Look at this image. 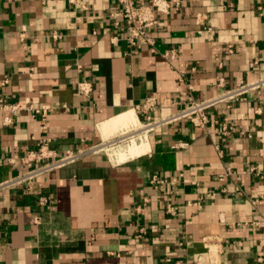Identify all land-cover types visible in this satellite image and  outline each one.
Wrapping results in <instances>:
<instances>
[{
    "label": "crops",
    "instance_id": "1",
    "mask_svg": "<svg viewBox=\"0 0 264 264\" xmlns=\"http://www.w3.org/2000/svg\"><path fill=\"white\" fill-rule=\"evenodd\" d=\"M81 1L86 9L0 0V100L21 106L8 126L0 113V182L22 172L44 138L58 155L110 143L140 126L148 98L160 119L189 95L209 99L264 76V0H172L151 31L155 53L131 49L121 25L100 18L119 9L115 0ZM78 81L92 85L88 98ZM29 107L48 109L46 133ZM208 119L1 193L0 264L264 263V228L254 226L264 219V89ZM222 125L235 131L217 134ZM153 176L168 182L163 192Z\"/></svg>",
    "mask_w": 264,
    "mask_h": 264
},
{
    "label": "built area",
    "instance_id": "2",
    "mask_svg": "<svg viewBox=\"0 0 264 264\" xmlns=\"http://www.w3.org/2000/svg\"><path fill=\"white\" fill-rule=\"evenodd\" d=\"M68 3L74 7L86 9L81 0H67ZM119 9L116 12L102 15L100 18L109 20L115 28H121L125 31V41L131 49L148 48L151 53H155L154 39L151 37V31L158 25V15H167L172 0H115ZM121 22H120V21ZM231 48V47H229ZM230 50V49H229ZM164 58L173 59V53H166ZM264 89V76L250 82H239L233 88L226 89L220 94H217L209 99L196 100L189 95L185 105L177 112L160 119H152L149 115L157 108V103L154 98H148L139 107V112L144 116V120L136 129L128 131L120 137L112 140L110 143H99L97 145L82 147L76 150H66L64 153L58 155L50 150L48 138H44L39 144L38 148L32 151H27L21 159L23 171L17 175L10 177L7 180L0 182V194L20 186L32 185L37 179L59 170L67 165L73 164L76 161L97 155L100 153H109L114 151L115 147L122 143H133L140 141L142 137L149 133L156 131L167 125L177 123L180 121L189 122L194 128H205L208 123V111L218 106L223 105L230 109L236 103L245 100V97L250 93L259 94ZM76 94L82 98H88L92 92V85L86 81H78L75 85ZM21 110L19 103L9 104L0 100V113H4L3 125L8 126L12 124L14 116ZM28 111L39 114L41 117L40 129L42 133L47 132L46 117L48 109L42 107L40 109H32L29 107ZM235 129L228 125H222L217 134L230 135ZM254 172V169H251ZM260 178L264 177V172L256 173ZM231 171H227L220 180L224 177L231 176ZM173 185L175 180L170 181ZM150 183L163 192L168 186L166 180L158 179L156 176L151 178ZM45 199H40V205H46ZM168 213L174 214V208L167 205ZM255 227L264 228V219L254 223ZM169 261V259L167 260ZM260 264H264L259 259ZM180 264V263H178Z\"/></svg>",
    "mask_w": 264,
    "mask_h": 264
}]
</instances>
